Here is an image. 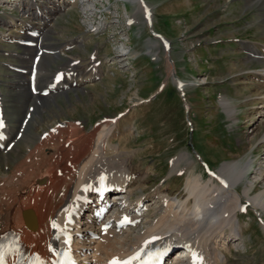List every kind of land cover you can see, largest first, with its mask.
Instances as JSON below:
<instances>
[{"label": "rangeland", "instance_id": "374dc122", "mask_svg": "<svg viewBox=\"0 0 264 264\" xmlns=\"http://www.w3.org/2000/svg\"><path fill=\"white\" fill-rule=\"evenodd\" d=\"M142 1L150 13L151 26L135 3L94 0L89 3L91 11L82 4L77 10L55 16L52 28H43L40 39L46 48L41 56L52 53L48 63L51 67L66 65L69 77L95 79L57 92L46 108H41L36 96L27 107L20 105L19 96L24 93L17 90L15 81L21 78L4 83V116L0 123L5 120V127L16 134L26 115L30 118L22 127L23 137L16 135L14 147L7 153L0 151L1 181L24 159L29 148L42 141V133L48 132L51 125L72 120L85 129L86 135L98 127L99 121L111 118L116 119V136H125L124 158L131 157V167L143 179V173L148 172L145 187L135 191L133 198L152 190L179 195L185 192L190 177H198L205 185L209 177L204 162L215 174L220 173L223 164L242 167L249 163L237 191L244 202L247 199L242 193L248 184H253L249 197L264 192V143L254 142L264 133V121H260L258 111L262 109L253 92L257 83L250 78L264 69V59L251 53L258 45L264 49V0ZM6 4L0 1V52L8 54L0 55V74L3 80H10L16 75L2 65L27 68L32 56L19 60V55L31 49L9 43V36L16 37L18 32L13 33L5 25V15L21 20L22 13ZM92 5L97 12H103L104 7L111 9L106 19L109 29L80 42L82 34L86 35L83 10L93 12ZM129 14L131 27L126 25ZM28 19L23 20L28 23ZM152 33L160 34L169 50L163 49L162 41ZM97 61V68L91 66ZM177 82L182 84V92ZM244 95L252 100L242 102ZM225 99L235 108L232 117L221 104ZM117 137L113 139L115 145L120 143ZM185 155L186 160L175 163ZM249 206L245 212L238 211L241 244L234 248L229 243L222 264H264V211ZM138 231L141 229H132L130 237Z\"/></svg>", "mask_w": 264, "mask_h": 264}, {"label": "bare ground", "instance_id": "6f19581e", "mask_svg": "<svg viewBox=\"0 0 264 264\" xmlns=\"http://www.w3.org/2000/svg\"><path fill=\"white\" fill-rule=\"evenodd\" d=\"M93 1L5 0L7 7L14 4L23 17L30 15L31 23L26 24L25 20L17 22L14 17L7 15L5 16L8 22H4L13 32L22 34L24 41L38 48L36 32H42L46 26L50 27L49 22L54 15H59L62 11L66 13L69 10H77L82 4L91 11L89 3ZM93 7V12L83 10V24L92 32H96L109 24L106 19L110 14L97 12L95 6ZM141 8L143 11L144 8ZM88 15H91V18ZM96 19H100L98 27H93ZM33 32L36 35L32 36ZM12 38L14 36H10V39ZM43 45L41 44L39 49L45 48ZM260 49L259 45L255 46L251 53L254 54L253 57L262 60L264 49ZM112 65L113 63L110 67ZM73 77H67V82L72 85H81L82 82H90L93 79L92 76ZM250 78L257 83L253 92L262 109L258 111L260 121H264V69L255 72ZM66 88L68 83L64 80L55 86V89ZM19 97L22 98L20 105L23 108L32 100L26 90L23 97ZM242 98V102H247L249 95ZM37 99L41 108H46L50 101H54L55 96L48 94L45 98ZM221 104L226 108L229 117H232L235 108L231 107L226 99L221 100ZM29 118L26 115L22 124L28 122ZM115 120L109 118L99 121L98 127L86 135L85 129L72 120L63 122L60 126L51 125L48 127L49 131L44 132L46 136L42 141L35 143L33 149L29 148L24 159L16 163L8 174L2 176L0 243L12 237L17 238L16 245H9L5 251V264H17L25 252L35 254L42 264H51L54 260L52 252L62 247L64 240L69 237L71 246L68 251L78 264H112L114 261L124 264L131 261L137 253L146 251L154 242L160 245V248L177 242L185 246V249L173 255L175 262L167 264H193L192 252L202 258L201 264H222L226 259L225 251L229 250V243H232L234 248L239 247L242 229L238 211L245 202L237 191V185L245 179L250 168L249 163L242 167L235 163L223 164L217 176L223 184L209 179L202 185L198 177H190L186 180L185 192L179 195L173 196L161 190H152L145 196L136 195L133 198L135 191H141L145 187L144 179L148 172L143 173V179L131 167V157L124 158L126 153L123 150L127 149V146H122V138L125 136L119 138L115 131L113 132V128L117 126ZM22 124L16 134L9 126L0 131V151L7 153L8 148L11 150L17 134L23 137L22 127L26 125ZM116 137L120 140L117 145L113 142ZM256 141L264 143V133L254 140ZM60 143L63 144L60 146ZM44 150H48V153ZM186 158L187 155L181 156L175 163ZM102 179L113 190L110 200L113 204L104 220L97 223L92 216V210L97 205L95 191ZM252 188L253 184H248L242 196L247 199L246 203L252 210L264 211V192L249 197ZM25 211H32L34 214L35 230L26 227L23 220ZM125 217L129 222L137 220V225L122 231L115 230L117 222L125 221ZM68 219L73 222L66 224ZM107 224L111 227L103 228ZM138 228L141 231L130 237L132 229ZM94 235L98 236L97 240L92 239Z\"/></svg>", "mask_w": 264, "mask_h": 264}, {"label": "snow or ice", "instance_id": "6c2138e0", "mask_svg": "<svg viewBox=\"0 0 264 264\" xmlns=\"http://www.w3.org/2000/svg\"><path fill=\"white\" fill-rule=\"evenodd\" d=\"M125 222H127V218L125 217ZM53 227L55 228L56 226L53 225ZM5 250V246H0V262L3 261V252ZM155 254L149 253L148 257L146 260H144L142 262V264H153V258H154ZM192 256V262L193 264H201V260L202 258H199L198 255L195 252L191 253ZM159 257L156 256V259H158ZM140 259V255L139 253H137L135 256L132 257V260H139ZM65 264H73V262L70 259H66ZM113 264H120V262L114 261ZM124 264H131V261L128 262H124Z\"/></svg>", "mask_w": 264, "mask_h": 264}]
</instances>
